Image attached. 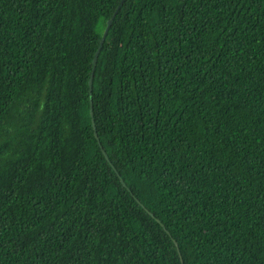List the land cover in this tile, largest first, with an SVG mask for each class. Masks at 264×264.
<instances>
[{"label": "trees", "instance_id": "trees-1", "mask_svg": "<svg viewBox=\"0 0 264 264\" xmlns=\"http://www.w3.org/2000/svg\"><path fill=\"white\" fill-rule=\"evenodd\" d=\"M120 1L0 0V264H264V0H125L93 71Z\"/></svg>", "mask_w": 264, "mask_h": 264}, {"label": "water", "instance_id": "water-1", "mask_svg": "<svg viewBox=\"0 0 264 264\" xmlns=\"http://www.w3.org/2000/svg\"><path fill=\"white\" fill-rule=\"evenodd\" d=\"M124 1H125V0H121V1H120L119 5H118V7L115 9V12L113 13L112 17H111V18L107 21V23H106V27H105L104 32H103V34H102V37H101V40H100V43H99V47H98L97 51H96L95 54H94V58H93V62H92V63H93V67H92V70H93V71H94V68H95V65H96V61H97V57H98L99 50H100V48H101V46H102V44H103V42H104V39H105V37H106V35H107V32H108V30H109V28H110V25H111V23H112V20H113L114 16L116 15V13L118 12V10L120 9V7H121V5L123 4ZM92 77H93V74L91 75L90 80H89V87H90V89H91V85H92ZM94 135H95V137L97 138L96 133H94ZM101 149H102V148H101ZM102 152H103L105 158L108 160V157H107V155H106V153H105V151H104L103 149H102ZM175 245H176V243H175Z\"/></svg>", "mask_w": 264, "mask_h": 264}]
</instances>
